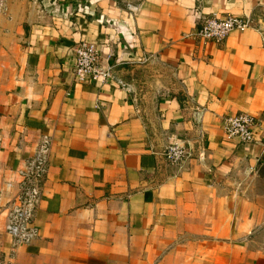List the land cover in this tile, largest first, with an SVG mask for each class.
I'll return each instance as SVG.
<instances>
[{
  "label": "crops",
  "instance_id": "1",
  "mask_svg": "<svg viewBox=\"0 0 264 264\" xmlns=\"http://www.w3.org/2000/svg\"><path fill=\"white\" fill-rule=\"evenodd\" d=\"M230 16L261 31L196 35ZM80 42L114 81L75 83ZM240 113L250 144L223 133ZM43 138L37 238L13 247L7 207ZM0 262L264 264V0H3Z\"/></svg>",
  "mask_w": 264,
  "mask_h": 264
},
{
  "label": "built area",
  "instance_id": "2",
  "mask_svg": "<svg viewBox=\"0 0 264 264\" xmlns=\"http://www.w3.org/2000/svg\"><path fill=\"white\" fill-rule=\"evenodd\" d=\"M2 1L0 0V4ZM248 29L259 31L261 28H255L248 18L209 17L201 20L196 35L206 41L220 44L231 32H244ZM73 53L75 83L105 84L114 81L113 67L108 64L107 57L105 59L101 57L94 44L80 42L75 45ZM256 124L255 118L246 113L228 116L223 119V133L227 139L250 144L254 141ZM47 151L48 142L43 138L33 157L18 172L19 193L7 207L5 224V233L12 239L13 247L29 245L37 238L34 217L41 200L40 185ZM187 156V149L179 143H171L163 151L164 159L171 165L180 164Z\"/></svg>",
  "mask_w": 264,
  "mask_h": 264
}]
</instances>
